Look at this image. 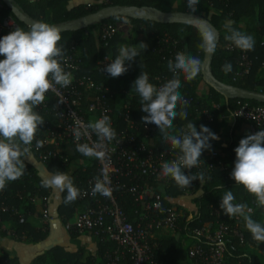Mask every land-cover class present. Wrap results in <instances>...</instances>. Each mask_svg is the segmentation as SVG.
I'll use <instances>...</instances> for the list:
<instances>
[{
	"label": "trees",
	"instance_id": "16d2710c",
	"mask_svg": "<svg viewBox=\"0 0 264 264\" xmlns=\"http://www.w3.org/2000/svg\"><path fill=\"white\" fill-rule=\"evenodd\" d=\"M12 2L25 17L35 21L43 20L56 25L75 23L105 6H125L139 10L137 15L127 17L131 24V31L127 41L124 40L125 38L121 34H114L107 41L101 38V30L104 26L114 24L123 18V16H111L97 23H92L85 28L61 32L62 39L59 43L64 46V54H66L69 43L72 40L76 42L81 58V67L77 75L92 76L96 82L103 83L110 91L120 94L123 103L126 102L130 105V118L140 132L143 131L141 117L146 115V113L140 110V98L135 89L132 88V85L141 71L147 72L150 82L154 84H156V77L167 74L168 58L163 60L162 53L158 52V40L165 36L178 40L177 49L179 51H187L204 61V53L198 48L201 42L198 24L159 23L145 15V12L151 10L189 14L185 0H109L108 4H92V1L80 2L77 0H34V2L33 0H12ZM0 5L2 6V14L13 15L20 27L25 30L28 29L29 26L23 20L17 18L1 0ZM192 15L203 17L210 28L217 34V48L212 55L210 71L222 83V86H211L205 81L206 91L199 95L197 89L199 83L203 80L202 72L191 82L184 81L183 77H181V83L184 84V92L195 97V100L189 103L187 109L188 119L197 125L198 131L200 130V125H205L211 131H214L217 124L216 118L211 122H207L201 114H197L196 108L205 107L211 110L210 104L215 103L218 105V109L214 110L216 117L219 114V109L228 115L236 107L238 101H248L253 105H264V101L238 97L232 89L237 88L264 94V70L260 68L261 62L264 60V0H200V3L196 6V11ZM229 20L234 22V27L252 34L255 38L254 50L248 51L253 59V65L243 78L234 79V73L237 70V52L225 49L226 44L230 42L224 39L226 32L223 25ZM86 31L87 33H85ZM141 42L146 43L148 47L141 53L140 57H137L132 62L127 73L113 78L109 75L104 77L97 71L96 61L99 58L108 56L114 59L118 55V48L121 44L126 43V45L139 47L138 44ZM166 56L168 55L166 54ZM225 63H231V72L225 73L221 70V66ZM112 102L114 106V101ZM116 119L118 128H124L126 123L122 118L116 116ZM234 121L236 126L243 122L240 119H234ZM174 123L179 130L187 121L177 119ZM148 126L150 128L148 132L151 140L150 146L157 152L167 149L170 145L162 140L156 127L150 123ZM236 146L235 142L229 140L225 146L218 149V158L223 163L224 170L215 169L205 175L204 184L208 188L203 191V195L198 192L201 187L199 180H195V185L189 188H180L171 179H157L151 182L152 191L160 194L165 204L172 206L182 214L180 235L178 238L169 236L164 239L162 245L164 252H161V257H168L169 259L184 258L183 247L184 240L188 238V230L206 223H213L214 217L211 214V207L216 205L227 190H231L234 193L236 202L247 203L252 208L255 219L260 221L264 219V209L257 208L254 198L242 186L235 185V181L230 177V172L234 167V148ZM211 150H213L212 146ZM211 150H205L204 152ZM203 153L201 159L203 158ZM65 154H67L68 159L66 163L48 161L45 165L52 173L65 172L71 167L74 168L70 177L73 179L74 185L80 190L85 186L89 178L96 175L95 162L82 156L73 147L66 149ZM33 155L38 159L36 152H33ZM25 163L26 170L24 175L20 179L10 182L5 190L0 191V236L12 235L16 239H25L24 241H26L29 238L30 241L39 242L47 237L48 231L33 227L26 221V217L28 213L35 212L38 205L42 209L49 188L41 187L42 180L37 176L35 168L26 161ZM185 174H189V172ZM122 183L127 184L128 180L123 178ZM222 184L224 188L220 187ZM188 189H190L191 198L188 201H184L182 194ZM35 192L38 194L39 201L35 203L27 201L26 199L31 198ZM66 195V191L62 192L61 203L57 207V216L62 223L72 219L79 209L83 207V202L77 199L72 203L66 204ZM116 197L126 216L129 219H133L136 210L134 197L124 193L120 188L116 190ZM2 206L18 209L23 215L24 221L20 222L19 216L12 214L10 211L3 212L1 210ZM221 212L226 223H234V218H229L223 213L222 209ZM6 221H11L13 225L11 229H5L4 222ZM240 230L249 243L255 242L241 222ZM71 236L76 237L78 235L71 233ZM104 248V246L98 244V251L101 254ZM226 255L228 256V264H234L240 258H244L247 264H256L255 257L246 253L244 247H237L236 250H230L227 247ZM94 263V257L87 254L84 249L68 253L61 246H54L35 257L30 264ZM0 264H19V262L15 258L0 255Z\"/></svg>",
	"mask_w": 264,
	"mask_h": 264
},
{
	"label": "clouds",
	"instance_id": "9594fccd",
	"mask_svg": "<svg viewBox=\"0 0 264 264\" xmlns=\"http://www.w3.org/2000/svg\"><path fill=\"white\" fill-rule=\"evenodd\" d=\"M199 3L200 0H187L189 14L196 11ZM198 20L201 36L198 48L206 55H212L217 48V34L204 19ZM233 25L234 22L230 20L224 23V39L239 50H254V36ZM61 39V28L43 20L34 21L27 30L18 26L0 37V57H3L0 59V191L24 175L25 161L31 154L33 143L37 149L41 147L37 134L45 119L36 110L37 107L44 105L47 93L53 92L59 96L57 85L67 88L72 83V74L66 70L64 46L59 43ZM138 45L121 44L118 55L102 72L113 78L127 73L132 62L148 47L144 42ZM167 69L172 76L160 86L150 82L148 73L144 71L140 72L132 85L140 98V110L146 113L141 121L154 125L162 140L177 153L174 159L162 163L157 178L171 179L180 188L191 187L194 180H199L203 185L206 179L203 171L185 174V170L199 168L203 161L202 153L211 150L210 140H218L219 137L205 125H200L198 131L197 125L188 119L189 101L180 89L181 77L187 82L194 80L204 70V61L187 51H180L174 59L167 61ZM221 70L231 72V63L223 64ZM59 102L63 103L64 98L61 97ZM177 119L187 121L179 130L174 123ZM72 133L77 141L76 151L99 161L109 158L106 143L117 136L107 115L87 124L77 120ZM91 133H95L97 142L92 145L79 143L82 137H90ZM234 152L235 161L230 177L235 185L242 186L254 198L257 208L264 209V130L241 138ZM41 187L66 191V204L74 202L81 195L73 179L64 172L50 174L41 182ZM220 187L224 188L223 184ZM112 192L108 173L103 171L96 178L91 195L111 198ZM220 208L229 218H242L251 238L258 245L264 243V222L254 218L247 203L236 202L231 190L221 196Z\"/></svg>",
	"mask_w": 264,
	"mask_h": 264
},
{
	"label": "built area",
	"instance_id": "2783aa9c",
	"mask_svg": "<svg viewBox=\"0 0 264 264\" xmlns=\"http://www.w3.org/2000/svg\"><path fill=\"white\" fill-rule=\"evenodd\" d=\"M185 1L187 3V0ZM91 3L108 4L109 0H92ZM1 11L0 5V37H3L20 25L13 15L2 14ZM123 27L131 29L127 17L104 26L101 30V38L107 41L114 34L123 36ZM125 34L129 33L125 32ZM157 44L158 52L162 53L163 60L174 59L175 54L180 52L177 49L178 40L168 36L159 39ZM225 49L237 52V70L234 73V79L243 78L251 69L253 59L248 51L239 50L230 43L226 44ZM65 58L66 70L72 74V83L67 88L57 85L59 96L49 92L44 105L37 107L45 122L37 134L41 147L37 149L34 142L31 152H36L38 160L44 163L48 161L66 163L68 161L65 154L66 148H76L77 144L72 133L75 122L79 120L87 124L92 122V117L96 120L103 115L109 116L117 136L112 142L106 143L109 156L107 160L99 161L89 158L95 162L96 175L89 178L85 186L80 189L81 195L77 200L83 202V207L72 219L63 223L64 230L70 234L89 235L98 244L104 246L102 261L99 264H228L227 247L230 250H236L237 247L243 248L249 242L240 230V217H235L233 224L225 222L220 208L221 199L211 207L213 223H206L188 230L189 244L183 248L184 258L161 257V252H164L162 248L164 239L169 236L178 238L180 235L182 214L165 204L160 194L154 193L150 185L158 179L162 163L174 159L177 153L170 146L159 152L155 151L148 142L150 139L148 124H143V131L140 132L130 118L131 108L126 102L117 112V116H120L126 125L124 128H118L115 103L120 94L110 91L103 83L96 82L92 76L77 75L81 67V58L78 46L73 40L69 43ZM111 59L113 58L103 56L96 61V69L104 77L108 74L102 70L111 63ZM260 68L264 70V60ZM171 76L169 71L167 74L159 75L156 77V85H162ZM181 84L182 95L188 99L189 103L193 102L195 97L185 93L184 84ZM61 97L64 98L63 103L59 102ZM211 108L213 110L200 107L196 108V111L205 121L211 122L215 118L214 110L218 109V106L212 103ZM228 117L251 123L259 131L264 130V105L238 101ZM97 140L95 133H91L90 137H82L79 143L92 145ZM218 157L216 150L206 151L203 153L200 167L186 169L185 173L203 171L206 175L215 169L224 170V165ZM103 171L108 173L110 186L113 189L111 198L99 194L95 197L91 195L96 178L101 176ZM123 178L128 180L127 184L122 183ZM195 183V180L192 181L191 186ZM118 188L134 197L136 210L133 219L126 216L118 203L116 197ZM182 196H191L190 189L184 191ZM1 210L10 211L19 216L20 222L24 221L18 209L2 206ZM42 215L44 219H50L46 201L43 203ZM234 264H247V262L244 258H240Z\"/></svg>",
	"mask_w": 264,
	"mask_h": 264
},
{
	"label": "crops",
	"instance_id": "0c3cea01",
	"mask_svg": "<svg viewBox=\"0 0 264 264\" xmlns=\"http://www.w3.org/2000/svg\"><path fill=\"white\" fill-rule=\"evenodd\" d=\"M77 1H92V0H77ZM129 35V34H128ZM206 91V83L204 80L199 83L197 92L199 95L203 94ZM116 99L115 103V116H117V112L120 108H118V102ZM212 104V103H211ZM210 104V105H211ZM215 104V103H213ZM216 106H218L216 104ZM39 111V110H37ZM219 114L215 117L217 120V124L215 126L214 132L219 139L218 140H210L211 146L213 150L218 152V149L222 146H225L229 140L235 142L238 146L239 140L246 136L247 134L255 133L259 130L255 127V125L247 122H241L238 126H236L234 119H230L227 114L223 113L220 109L218 110ZM92 121H95V118L92 117ZM148 142L151 144V140ZM70 149L67 147L66 149ZM26 162L32 165L36 172L37 176L43 181L47 178L52 172H50L45 163L39 161L35 158L33 153L26 158ZM74 168H69L64 173L70 176L71 172ZM200 184V183H199ZM199 193L205 191L208 187L207 185L200 184ZM61 194L56 188H49L48 195L46 198V207L48 209L50 219L46 220L43 218L42 209L40 205L36 207V211L33 213H28L26 217V221L32 225L33 227L41 230L48 231L47 237L39 242L30 241L27 238L26 241L23 239H16L12 235H3L0 236V255H6L8 258H15L19 262V264H30L32 260L41 255L44 251L54 247L61 246L65 252L74 253L79 249H84L85 252L94 257V264H99L102 261V254L98 251V243L89 235H78L76 237L71 236L70 233L64 230L63 223L60 218L57 216V207L61 203ZM189 197H182L184 201H188ZM31 203H35L39 201V197L37 192L33 194V196L29 199H26ZM74 217V216H73ZM241 224L244 226V221L241 218ZM264 222V219H262ZM5 229H11L13 227L11 221L4 222ZM246 253L256 256V254L262 255L264 250V243L258 245L256 242L247 243L244 246ZM250 250V251H248ZM255 253V254H254Z\"/></svg>",
	"mask_w": 264,
	"mask_h": 264
},
{
	"label": "water",
	"instance_id": "95a60500",
	"mask_svg": "<svg viewBox=\"0 0 264 264\" xmlns=\"http://www.w3.org/2000/svg\"><path fill=\"white\" fill-rule=\"evenodd\" d=\"M1 2L11 10V12L20 20L30 26L35 20L25 17L13 4L12 0H1ZM137 8L133 7H125V6H105L93 13L86 15L84 18L78 20L75 23H65L58 25L61 28V32L63 31H72L76 29L85 28L92 23H97L104 18H108L111 16H123V17H133L138 13ZM145 15L152 18L154 21L159 23H185V24H198L200 25V20L204 19L203 17L181 13V12H166L161 10H151L145 12ZM198 18V19H197ZM205 20V19H204ZM207 24V23H206ZM207 26H209L207 24ZM210 27V26H209ZM213 55V54H212ZM212 55H206L204 53V70L202 71V79L208 82L211 86H222L214 75L210 71V64L212 60ZM233 92L238 97H243L250 100L264 101V94L241 90L237 88H232ZM228 92V91H227Z\"/></svg>",
	"mask_w": 264,
	"mask_h": 264
},
{
	"label": "rangeland",
	"instance_id": "374dc122",
	"mask_svg": "<svg viewBox=\"0 0 264 264\" xmlns=\"http://www.w3.org/2000/svg\"><path fill=\"white\" fill-rule=\"evenodd\" d=\"M130 31H131V29L129 30L128 28H126V27H123V38H125L124 40L125 41H127L128 40V35L127 34H125V32H128V33H130ZM126 44V43H125ZM117 106H118V108H121L122 107V104H123V100L119 97V99L117 100ZM187 197H189V196H187ZM189 244V242H188V240L187 239H185L184 240V247L183 248H185V247H187V245ZM248 251H250V250H248ZM251 252V251H250ZM255 254V253H254ZM255 257V259H256V264H264V250H263V254L262 255H259V254H256V256H254Z\"/></svg>",
	"mask_w": 264,
	"mask_h": 264
}]
</instances>
